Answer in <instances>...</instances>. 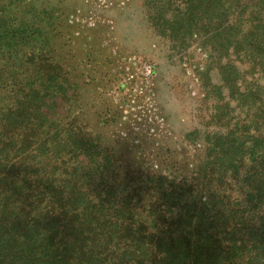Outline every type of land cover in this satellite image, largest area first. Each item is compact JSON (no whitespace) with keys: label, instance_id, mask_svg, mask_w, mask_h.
Returning a JSON list of instances; mask_svg holds the SVG:
<instances>
[{"label":"trees","instance_id":"1","mask_svg":"<svg viewBox=\"0 0 264 264\" xmlns=\"http://www.w3.org/2000/svg\"><path fill=\"white\" fill-rule=\"evenodd\" d=\"M3 2L0 264H264V0H207L212 39L226 37L214 51L244 63L243 91L229 79L244 116L208 136L190 176L121 166L65 110L72 86L50 55L56 18L42 9L38 23L17 19L33 2ZM205 2L192 0L188 25L171 28L191 30Z\"/></svg>","mask_w":264,"mask_h":264},{"label":"rangeland","instance_id":"2","mask_svg":"<svg viewBox=\"0 0 264 264\" xmlns=\"http://www.w3.org/2000/svg\"><path fill=\"white\" fill-rule=\"evenodd\" d=\"M26 1L33 11L21 5L17 19L36 14L38 23L46 9L61 25L50 28L61 32L50 55L60 58L72 86L65 110L120 156L121 166L190 176L204 164L208 136L227 134L243 119L229 79L243 91L244 63L230 49L214 51L226 37L212 39L207 0L185 31L178 24L188 25L182 14L192 0ZM220 26L226 29L223 20Z\"/></svg>","mask_w":264,"mask_h":264},{"label":"built area","instance_id":"3","mask_svg":"<svg viewBox=\"0 0 264 264\" xmlns=\"http://www.w3.org/2000/svg\"><path fill=\"white\" fill-rule=\"evenodd\" d=\"M149 74H150V73H149ZM149 74H148V75H149Z\"/></svg>","mask_w":264,"mask_h":264}]
</instances>
